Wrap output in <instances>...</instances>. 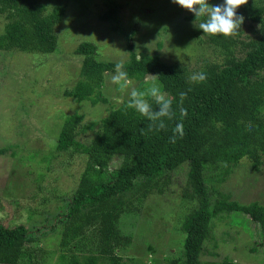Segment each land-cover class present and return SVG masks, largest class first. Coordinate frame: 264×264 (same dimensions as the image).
<instances>
[{
    "label": "trees",
    "instance_id": "1",
    "mask_svg": "<svg viewBox=\"0 0 264 264\" xmlns=\"http://www.w3.org/2000/svg\"><path fill=\"white\" fill-rule=\"evenodd\" d=\"M107 1L113 7V0ZM64 13L63 6L46 10L39 0H0L4 21L0 51H57L54 30ZM112 15H116L114 7L101 17L116 24L118 20ZM237 16H243V23L252 26L248 35H242L243 24L230 37L204 35L193 13L182 17L197 26L191 44H204L216 51V57L219 55V60L202 62L197 72L206 74L204 82H190L192 73L179 64L162 61L156 51L136 53L132 44H126L127 58L121 63L135 89L155 84L166 99L172 100L176 116L165 120L166 128L160 131H148L150 122L127 107L130 95L120 103H111L104 96V74L114 73L119 62L97 60L98 48L91 42L77 44L73 54L81 57L78 79L70 90L62 91L63 97L76 104L109 107L98 121L86 124L76 112L65 115L54 138L53 151L59 154L69 149L85 159L62 217L57 264H123L116 251L125 248L130 239L117 230L120 216L135 213L148 195L167 191L170 176L182 168L186 177L181 197L196 207L183 217L181 253L167 261L169 264H200L213 220L231 213L247 216L264 236V206L256 202L239 204L219 192L212 199L204 184L205 173L218 172L223 179L242 160L252 172L264 163V0H248L237 9ZM135 33L131 30L129 36ZM160 47L156 44L157 49ZM236 51L240 56H235ZM181 92L187 93L182 104ZM149 103L154 110L158 108L154 99L149 98ZM181 107L187 110L182 121ZM180 122L184 125L183 137L176 135L171 142ZM88 130L93 135L87 143L75 140ZM5 151L0 149V154ZM113 158L120 163L109 169ZM89 232L93 237L83 238ZM30 242L23 226L0 224V264H17L22 257L28 264H38L25 248ZM73 244L77 252L72 251ZM223 264L228 263L224 260Z\"/></svg>",
    "mask_w": 264,
    "mask_h": 264
},
{
    "label": "rangeland",
    "instance_id": "2",
    "mask_svg": "<svg viewBox=\"0 0 264 264\" xmlns=\"http://www.w3.org/2000/svg\"><path fill=\"white\" fill-rule=\"evenodd\" d=\"M39 1L46 10L65 8L54 30L58 50L50 54L0 51V149H6L0 154V224L23 226L31 239L25 248L30 249L33 261L57 264L62 217L85 159L69 149L59 154L53 151L54 138L65 115L76 112L86 124L98 121L109 107L76 104L63 97L62 91L70 90L78 79L81 57L73 54L77 44L91 42L98 48L97 60L121 63L130 43L136 53L156 51L162 61L179 64L192 74L203 61L219 60V55L204 44H191L197 26L182 19L191 12L173 0H113L116 24L101 17L113 8L107 0ZM208 2L215 6L224 0ZM3 24L0 17V32ZM131 30L136 32L132 38ZM250 30L252 26L243 23L242 35ZM156 44L161 47L157 49ZM113 74H104L102 89L111 103H120L136 86L132 82L121 93L112 83ZM92 135L88 130L75 140L85 144ZM119 163L113 158L108 168ZM185 177L184 168L175 171L167 191L148 195L135 213L120 216L117 230L130 239L125 248L116 251L123 264H169L167 261L180 255L184 239L180 224L196 207L181 197ZM204 184L212 199L219 192L239 204L264 206V163L252 172L242 160L223 179L218 172L205 173ZM213 222L200 264H223L224 260L228 264H264V236L256 223L239 213ZM74 245L72 251L77 252ZM17 264H28V259L22 257Z\"/></svg>",
    "mask_w": 264,
    "mask_h": 264
},
{
    "label": "clouds",
    "instance_id": "3",
    "mask_svg": "<svg viewBox=\"0 0 264 264\" xmlns=\"http://www.w3.org/2000/svg\"><path fill=\"white\" fill-rule=\"evenodd\" d=\"M248 0H224L221 5H210L208 0H173V3L181 8L193 13L196 20L199 19L198 28L204 35L230 37L240 29L244 22L243 16H237V9ZM207 76L204 72L193 73L189 76V81L193 83L204 82ZM112 83L118 86L121 93L126 92L132 84L123 63L115 65V74L111 76ZM191 90V89H189ZM187 93L181 92V104ZM149 98L156 101L158 108L153 109L149 103ZM127 107L135 109L136 112L144 116L150 123L147 126L148 131H160L166 128L165 120H171L176 116L172 108V100L166 99L161 88L155 84L144 90L132 88ZM181 121L187 115V110L181 107L179 109ZM144 131L143 129L141 130ZM171 142H175L176 135L183 137L184 125L177 123Z\"/></svg>",
    "mask_w": 264,
    "mask_h": 264
}]
</instances>
